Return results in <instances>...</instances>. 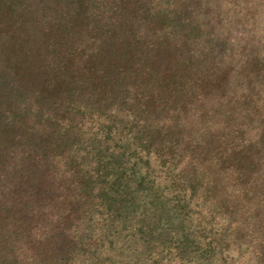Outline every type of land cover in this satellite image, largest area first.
Wrapping results in <instances>:
<instances>
[{
	"label": "trees",
	"instance_id": "16d2710c",
	"mask_svg": "<svg viewBox=\"0 0 264 264\" xmlns=\"http://www.w3.org/2000/svg\"><path fill=\"white\" fill-rule=\"evenodd\" d=\"M263 108L264 0H0V264H234Z\"/></svg>",
	"mask_w": 264,
	"mask_h": 264
},
{
	"label": "rangeland",
	"instance_id": "374dc122",
	"mask_svg": "<svg viewBox=\"0 0 264 264\" xmlns=\"http://www.w3.org/2000/svg\"><path fill=\"white\" fill-rule=\"evenodd\" d=\"M253 121L247 136H250L255 144H259L258 138L264 127V115L254 116ZM245 184L241 187L247 188L244 191H236L241 190L240 184L234 186L233 183L231 189L226 190L235 191L233 199L236 200V209L235 213L226 217L232 225L223 226L228 235L224 243L228 245L223 248L225 253L238 251L231 253L234 264H264V163L259 173ZM146 256L148 253L144 251V257Z\"/></svg>",
	"mask_w": 264,
	"mask_h": 264
}]
</instances>
